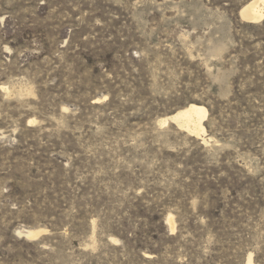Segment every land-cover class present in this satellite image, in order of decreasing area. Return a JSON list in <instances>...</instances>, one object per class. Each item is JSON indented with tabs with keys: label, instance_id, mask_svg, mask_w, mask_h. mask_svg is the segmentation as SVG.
<instances>
[{
	"label": "rangeland",
	"instance_id": "374dc122",
	"mask_svg": "<svg viewBox=\"0 0 264 264\" xmlns=\"http://www.w3.org/2000/svg\"><path fill=\"white\" fill-rule=\"evenodd\" d=\"M249 1L0 0V264H264Z\"/></svg>",
	"mask_w": 264,
	"mask_h": 264
},
{
	"label": "bare ground",
	"instance_id": "6f19581e",
	"mask_svg": "<svg viewBox=\"0 0 264 264\" xmlns=\"http://www.w3.org/2000/svg\"><path fill=\"white\" fill-rule=\"evenodd\" d=\"M241 20L247 23H256L264 18V0H250L239 11ZM206 119V110L202 106L190 104L181 110L176 111L169 117L161 120L160 124H166L168 121L175 123L180 128L195 134L197 137L205 133L203 121ZM171 226L170 219L167 220ZM42 230H27L24 236L30 239L37 238ZM247 264H251V258H248Z\"/></svg>",
	"mask_w": 264,
	"mask_h": 264
}]
</instances>
